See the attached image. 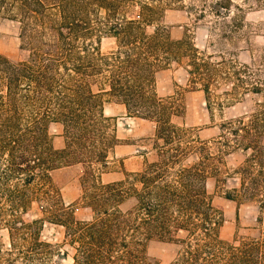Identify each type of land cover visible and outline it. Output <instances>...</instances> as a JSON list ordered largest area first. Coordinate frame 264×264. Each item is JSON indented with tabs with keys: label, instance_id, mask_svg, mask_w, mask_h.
<instances>
[{
	"label": "trees",
	"instance_id": "obj_1",
	"mask_svg": "<svg viewBox=\"0 0 264 264\" xmlns=\"http://www.w3.org/2000/svg\"><path fill=\"white\" fill-rule=\"evenodd\" d=\"M236 1L201 3L230 22L228 39L247 27V11H264V0ZM171 9L192 14L185 0H0V18L19 24L26 54H0V230L8 235L0 264H50L58 255L72 264H159L149 252L155 242L175 246L170 264H264V46L245 42L250 63L217 57L200 50L187 28L171 37ZM104 38L114 40L108 52ZM169 69L204 94L208 128L217 133L203 138L176 122L185 108L155 84ZM107 103L152 125L141 141L156 155L135 171L120 159L123 178L110 182L103 175L112 154L128 143ZM236 105L240 113L216 122L215 112ZM52 124L62 126L61 149ZM74 165L81 194L67 204L52 173ZM210 179L236 204L237 221L243 207L255 209L250 233L237 226L232 239L221 237L227 217ZM78 205L90 210L88 219L77 217ZM48 226L61 229L59 242L44 238Z\"/></svg>",
	"mask_w": 264,
	"mask_h": 264
},
{
	"label": "rangeland",
	"instance_id": "obj_2",
	"mask_svg": "<svg viewBox=\"0 0 264 264\" xmlns=\"http://www.w3.org/2000/svg\"><path fill=\"white\" fill-rule=\"evenodd\" d=\"M191 5L192 14L183 9H171L167 12L166 23L168 25L170 35L173 39H181L184 32L189 30V34L194 43L202 51L214 54L219 57L220 54L236 58L242 63L251 62V51L246 47L245 42L250 41L253 47L258 49L264 46V11L254 9L247 11L245 27L241 31L231 32V39L223 37L224 31H229L221 17L217 15L214 8L204 3L205 0H185ZM242 3L238 0L235 3ZM203 15L200 19L195 16ZM20 28L19 24L0 18V54L12 59L20 60L25 58L26 54L20 48ZM239 37V38H238ZM240 39V40H239ZM114 47L112 38H104L101 42L102 52H108ZM156 90L161 97H173L185 108L184 118L176 122L187 128H199L201 137H210L217 133V129L208 128L210 124L209 112L206 108L205 97L201 91H192L186 86L185 74L182 70H163L156 75ZM224 89V88H223ZM243 110L242 105L235 107H226L224 111L215 112L216 122L222 121L223 117H230L240 113ZM106 114L113 117L117 124V134L123 141L128 144L118 146L112 154L111 172L103 175L104 182H110L123 178L119 160L125 158L124 165L128 171H135L143 165L148 159L153 161L156 157L155 152L151 150V145L144 146L142 138L148 137L152 133V125L140 119L129 118L125 116L123 106L115 103L106 104ZM62 126L60 124H52L50 133L53 138V144L57 149L64 146V138L62 136ZM148 151L146 156H140L138 153ZM239 161L232 160V164ZM81 168L78 165L62 167L52 173L53 180L60 187L64 200L67 204H75L80 197L81 190L79 185V174ZM208 190L214 197V203L222 207L226 213L227 223L221 231V237L226 240L232 239L237 226L241 234H247L252 231L255 219V209L243 207L240 211V217L237 221L236 204L224 199L215 191V181H208ZM77 217L80 219H88L91 215L90 210L82 205L77 206ZM60 228L48 226L43 232L45 239L51 242H59L62 234ZM8 242L7 231L0 230V244ZM150 255L155 258L159 264H170L176 256V248L172 244L155 242L150 245ZM50 264H72L71 258L55 256Z\"/></svg>",
	"mask_w": 264,
	"mask_h": 264
}]
</instances>
